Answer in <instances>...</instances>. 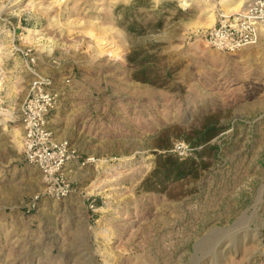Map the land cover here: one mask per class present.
I'll list each match as a JSON object with an SVG mask.
<instances>
[{
    "label": "rangeland",
    "instance_id": "374dc122",
    "mask_svg": "<svg viewBox=\"0 0 264 264\" xmlns=\"http://www.w3.org/2000/svg\"><path fill=\"white\" fill-rule=\"evenodd\" d=\"M137 1L0 0V264H264V36L198 37L252 0Z\"/></svg>",
    "mask_w": 264,
    "mask_h": 264
},
{
    "label": "built area",
    "instance_id": "2783aa9c",
    "mask_svg": "<svg viewBox=\"0 0 264 264\" xmlns=\"http://www.w3.org/2000/svg\"><path fill=\"white\" fill-rule=\"evenodd\" d=\"M214 27L198 35L205 43L218 51L225 53L240 52L245 47L259 43L264 36V0H252L240 11L225 15L220 14ZM34 82L32 90L38 88ZM38 121H29L26 128L30 132L35 129ZM34 157L30 156L27 164H34Z\"/></svg>",
    "mask_w": 264,
    "mask_h": 264
},
{
    "label": "trees",
    "instance_id": "16d2710c",
    "mask_svg": "<svg viewBox=\"0 0 264 264\" xmlns=\"http://www.w3.org/2000/svg\"><path fill=\"white\" fill-rule=\"evenodd\" d=\"M143 1H137V4H141ZM160 22L157 23L159 25ZM129 28H133L130 24ZM154 60V59H153ZM148 59H141L139 62V68L134 73L133 77L135 80L145 83H154L155 79H158L161 77L160 71L153 67L150 64H147ZM215 119L212 117H206L202 123V126L200 129L195 130L192 135L194 139V142L192 143L194 146H202L206 144L208 141H210L212 138H215V136L220 133V131L223 129L222 127L216 126ZM163 146H165L163 144ZM212 150L217 149V147L209 146ZM206 153H198V156L201 157V155H205ZM209 154V153H208ZM216 155V153H213ZM214 155V156H215ZM157 167L155 169V172L157 177L156 180L152 182V185L159 184L161 182V177L164 179L166 178H173L178 179L181 177H184L185 175H193L197 171L196 168L193 165V161H185V162H178L177 158L171 159L170 155L166 156L165 159H162L158 161Z\"/></svg>",
    "mask_w": 264,
    "mask_h": 264
},
{
    "label": "bare ground",
    "instance_id": "6f19581e",
    "mask_svg": "<svg viewBox=\"0 0 264 264\" xmlns=\"http://www.w3.org/2000/svg\"><path fill=\"white\" fill-rule=\"evenodd\" d=\"M183 5H188V3L187 2H184Z\"/></svg>",
    "mask_w": 264,
    "mask_h": 264
}]
</instances>
